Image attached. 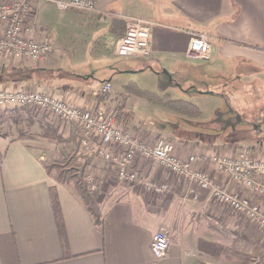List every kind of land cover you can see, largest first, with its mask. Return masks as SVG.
I'll return each mask as SVG.
<instances>
[{
    "label": "crops",
    "instance_id": "0c3cea01",
    "mask_svg": "<svg viewBox=\"0 0 264 264\" xmlns=\"http://www.w3.org/2000/svg\"><path fill=\"white\" fill-rule=\"evenodd\" d=\"M93 2L96 9L85 12L61 10L53 2L39 0L26 35H49L53 53L39 60L30 59L27 79L9 78L0 85L43 90L80 108L104 102L106 108L116 112L117 120L134 126L133 132L140 140L150 141L165 134L160 130L167 125L157 121L160 114L167 121L169 111L126 92L123 87L127 84L123 82H119L118 89L111 80L117 79L119 73L149 68L160 83L157 92L146 90L196 103L198 96L225 95L210 89L212 84L221 83V78L237 74L244 80L254 79L260 72L264 76V0ZM129 16L151 22L147 55L128 57L113 53V44L124 32ZM199 33L209 42L207 59L187 54L190 39ZM106 51L121 59L109 64L110 73L100 79L98 68L86 67L85 63L101 60ZM9 61L0 59V70L7 65L27 64L17 58ZM170 74L173 78L168 81L166 75ZM106 81L111 88L104 99L98 100L95 94ZM170 85L179 87L185 96L167 93ZM0 120L7 121L5 132L0 134V264H211L208 256L214 254L197 247L199 244L220 248L231 243L235 249L239 245L252 254H260L264 248V229L256 230L241 213L213 199L207 189L173 175L139 153L135 154L132 167L144 179L166 181L168 191L153 195L140 183H117L109 176L117 165L115 161H105L85 151L76 153L74 161L82 162L79 164L83 166V180L100 217V222L95 223L70 183L57 180L47 168V162L57 157L59 146V142L43 135L47 127L57 129L66 138L79 128L57 116H45L33 109L29 112L21 106L2 111ZM170 132L165 135L175 145L178 157L194 155V169L227 184L231 192L243 197L249 194V190L229 181L216 168L212 155L236 157L245 146L257 144L264 150V138L230 144L180 138L174 135L179 133L175 128ZM78 136L81 137L80 131ZM257 204L264 214V201ZM159 229L167 230L171 236L167 254L160 259L150 249L152 234Z\"/></svg>",
    "mask_w": 264,
    "mask_h": 264
},
{
    "label": "built area",
    "instance_id": "2783aa9c",
    "mask_svg": "<svg viewBox=\"0 0 264 264\" xmlns=\"http://www.w3.org/2000/svg\"><path fill=\"white\" fill-rule=\"evenodd\" d=\"M39 0H0V56L14 57L19 52L29 59L39 60L52 51L51 43L44 38L40 42L26 35L30 4ZM53 2L61 9H79L85 12L94 11L93 0H42ZM150 24L145 18L129 16L126 19L124 32L115 40V54L121 56H143L150 52ZM187 54L200 59L209 56V42L204 34H196L190 39ZM8 59L12 60V59ZM111 84L103 83L95 95L109 92ZM17 106L28 107L40 113H48L59 119L75 124L80 131V148L87 153H94L105 161L117 163L115 173L120 180L140 183L147 191L159 195L168 190L166 181L144 179L132 167L135 154L144 159L155 160L173 175L184 177L199 188L207 189L209 195L219 203H224L248 219L255 221L264 229V214L258 204L247 197H242L229 190L227 184H220L203 170L193 168L197 157L188 155L186 159L174 153L175 145L168 136H157L156 143L150 144L140 140L133 132L132 124L117 120L116 112L105 109L104 102L92 108H80L62 98L46 91L27 89L21 86H0V113ZM216 168L227 175L229 181L240 183L251 193L264 197V160L255 159L245 150L238 156L212 155ZM169 241L165 233L156 231L152 234L150 249L160 259L167 254Z\"/></svg>",
    "mask_w": 264,
    "mask_h": 264
},
{
    "label": "rangeland",
    "instance_id": "374dc122",
    "mask_svg": "<svg viewBox=\"0 0 264 264\" xmlns=\"http://www.w3.org/2000/svg\"><path fill=\"white\" fill-rule=\"evenodd\" d=\"M32 4H30L31 14L30 17H28L27 20V26L33 25V12L35 11V5L38 3L37 1H32ZM76 10V9H74ZM79 10V9H78ZM37 38V39H36ZM34 38L35 40H38L39 42L43 40L44 38H47V40L51 43L49 35H46L43 33L41 36ZM107 50L110 49V45L107 43ZM114 45V44H113ZM52 51H53V45ZM113 53L115 54V45L112 48ZM51 51L52 54L53 52ZM113 53L110 51H106V53L101 57L102 59H98V61L93 62L92 64L85 63V66L92 65L93 67H97V72L99 73V78L103 79L107 73H110L108 70L109 64H116V61L118 59H121L120 57H116ZM48 56V55H47ZM11 57L6 56H0V59H5L6 61L10 59ZM21 59L22 61H27L25 63V67H28L29 64V57L22 55V53H15L14 57H12L11 61H15V59ZM202 60V59H201ZM10 62V61H8ZM31 62V61H30ZM12 63V62H11ZM121 63V62H120ZM12 66V65H11ZM157 68V67H156ZM156 70V69H155ZM159 70V69H158ZM152 70L147 68L144 69V71H131V72H122L119 73V76L117 79L111 80V83L116 84V87L120 88V83L123 82L125 84H131L134 82L139 88L145 89V88H152L154 92L158 90V79H156L155 73L151 72ZM237 74H235L231 78H221V83L218 84H212L210 89L213 91H221L224 92L225 95H218V98L213 97L212 95H206V96H198V103L195 101H190L192 104H198L200 106L201 113L197 115V117H183L184 115H180L176 113L173 110H170L166 108L169 112L168 116L169 119L167 121L163 120L164 114H160L159 121L157 123L162 122L165 123L167 126L166 128L163 127L162 130H160L161 133H168L170 134V130L172 131L173 128L179 132L178 134L174 133L175 136H178L181 138V136H189L192 140H203V141H222L227 142L230 144H240L245 141V143L249 142L251 143V140H258L264 138V129L262 126H264V76H262V73L260 72L258 78H248L247 80L242 78V76L236 77ZM166 80L170 81L173 78V75L170 74L169 77L166 75ZM1 87L6 86L5 84L0 85ZM10 87V86H8ZM23 87V86H21ZM25 88V87H23ZM166 92L171 94H177L178 97H184V93H181L179 90V87L173 85H170L166 88ZM173 98L175 95H172ZM196 96V95H195ZM208 96V97H207ZM216 96V95H215ZM177 97V98H178ZM207 97V98H205ZM191 98V97H188ZM202 106V107H201ZM220 107L219 109H217ZM25 109L30 110L28 107H24ZM105 109H108L104 107ZM163 108V107H161ZM165 111V108L163 109ZM217 110V111H216ZM39 114H41L39 112ZM45 116L49 115L48 113H43ZM42 114V115H43ZM47 114V115H46ZM195 120V121H193ZM5 121V120H4ZM7 121L3 122V120H0V134L5 132V123ZM190 122V123H189ZM262 122V124H260ZM178 128L185 129V131L178 130ZM75 134V133H74ZM165 134H161L165 136ZM77 135V134H75ZM252 136V137H250ZM250 137V138H248ZM79 138V136H78ZM157 140V139H156ZM156 140H150L146 143H156ZM78 141V139H77ZM60 145L57 149H59ZM78 151L83 152L84 150L80 149L79 142L77 144ZM241 150H245L246 154L250 155V157H253L255 159L264 160V153L262 150V146L252 145L251 147L245 146ZM240 150V151H241ZM60 152V151H59ZM59 154V153H58ZM56 155V154H55ZM69 154H67L68 156ZM46 157V156H45ZM62 156L58 159L57 168L51 169L53 172V175L55 176H63L64 178H69L65 171L62 168H68L73 166L77 167L82 163L80 161H71L68 163H64L65 160ZM57 158V157H56ZM54 158V159H56ZM115 167L114 169L109 173V176L112 178V180L118 182H126L125 180H120L116 177L115 173ZM70 171V170H69ZM71 171H74L72 169ZM70 171V172H71ZM156 182L157 180H153ZM127 183V182H126ZM130 183V182H128ZM193 183V182H192ZM236 183V182H234ZM195 184V183H194ZM232 183L230 182V185ZM196 186V185H195ZM170 187H168L169 190ZM167 190V191H168ZM247 191V190H246ZM151 193L153 195H157L152 191H148V193ZM166 192V191H165ZM244 195V197L249 198L251 201L253 200L254 203H258V201H264V197L259 196L257 193H250ZM243 197V196H242ZM224 204V203H222ZM226 205V204H225ZM241 217L245 216L243 213L240 214ZM246 217V216H245ZM247 218V217H246ZM248 219V218H247ZM250 222H252V227H256V230L261 231L262 228H259L255 221H252L248 219ZM256 225V226H255ZM157 231H161L165 233V235L168 238L169 244L171 242V236L168 234V231L165 229H159ZM264 231V230H263ZM156 232V231H155ZM152 239V238H151ZM203 241V240H202ZM205 241V240H204ZM226 245L214 246H202L199 244L197 247H200L201 249L207 248L210 252H212L210 257L212 263L211 264H255L257 262H260L259 264H264V248H262V251L260 254H252L249 252V250L242 248L238 245L237 249L234 248V246L231 243H225ZM207 264V263H206Z\"/></svg>",
    "mask_w": 264,
    "mask_h": 264
},
{
    "label": "trees",
    "instance_id": "16d2710c",
    "mask_svg": "<svg viewBox=\"0 0 264 264\" xmlns=\"http://www.w3.org/2000/svg\"><path fill=\"white\" fill-rule=\"evenodd\" d=\"M30 71H31L30 68L22 67V65L4 66L2 70H0V83L7 81L9 78L14 79V81L27 79ZM123 89L128 93L131 94L134 93L135 95H138L144 99L146 98L149 102L155 105H160L170 110L172 109L182 115L185 114L188 116L197 117V115L201 113L198 106H195L194 104L186 100L172 98L165 93L163 95H160L146 89L143 90L139 88L134 82L125 85ZM97 97L98 100H102L105 98L103 94H99L97 95ZM118 109L119 110L121 109V105L118 107ZM78 131H79L78 129L77 132L75 131V134L77 135L72 133V135L69 136L70 138L63 137L59 132H57V129H53L51 127H47L46 131H44L43 135L56 140L57 142H59L60 145L58 149L59 154L57 155V158L56 159L52 158L50 161L47 162L48 163L47 168L49 170L53 168H57L59 164L57 163V161L62 156H64L63 158L65 160L63 162L65 164L73 161V159L75 160L76 153L78 152L76 148L80 139V137L78 138ZM67 154L69 155L67 156ZM62 169L65 171V174L69 178H64L63 176L54 175L55 178L61 182L70 183L71 188L75 190L79 199L82 200L84 205H86V208L91 213L95 223H99L100 222L99 214L96 213L93 201L91 200L90 193L88 191V187L86 186V183L83 180L84 177L83 166L80 164L77 167L71 166L69 167V169L68 168H62ZM72 169H74V171H71ZM52 198H53L54 206L57 207L56 197L54 193L52 194ZM259 263L260 262H257L255 264H259Z\"/></svg>",
    "mask_w": 264,
    "mask_h": 264
}]
</instances>
